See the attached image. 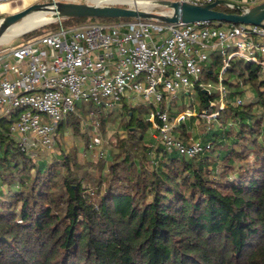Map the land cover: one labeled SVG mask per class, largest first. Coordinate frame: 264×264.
<instances>
[{
  "label": "trees",
  "instance_id": "1",
  "mask_svg": "<svg viewBox=\"0 0 264 264\" xmlns=\"http://www.w3.org/2000/svg\"><path fill=\"white\" fill-rule=\"evenodd\" d=\"M207 73L215 75L214 68ZM223 78L226 106L215 122L199 118L201 141L210 145L194 156L147 139L151 123L125 101L68 113L58 131L70 128L83 141L72 151L23 150L3 123L0 264H264V77L260 65L236 59ZM199 91L200 109L219 96ZM119 108L127 109L123 128H109ZM160 108L172 120L187 109ZM92 111L115 134V149L81 159L91 137L79 117ZM190 118L174 130L185 144Z\"/></svg>",
  "mask_w": 264,
  "mask_h": 264
},
{
  "label": "built area",
  "instance_id": "2",
  "mask_svg": "<svg viewBox=\"0 0 264 264\" xmlns=\"http://www.w3.org/2000/svg\"><path fill=\"white\" fill-rule=\"evenodd\" d=\"M15 1L0 0V4ZM179 1L207 4L216 0ZM263 1L225 0L223 5L248 9ZM86 2L139 6L125 0ZM214 51L220 53L222 63L218 84L202 80L204 72L211 70ZM236 59L254 62L264 72V25L217 26L210 21L167 23L145 18L75 27L61 24L56 31L36 34L0 51V131L3 123H10L8 132L21 149L54 150L59 125L78 101L93 99L96 106L110 109L139 96L151 102L147 119L157 135L155 142L194 156L210 144L201 140L185 144L174 129L193 115L208 121L218 119L227 102L223 74ZM195 89L208 94L218 91V100L210 99L208 108L181 110L173 120L168 109L160 108L164 90L176 95ZM242 99L238 97L237 104ZM24 109L28 111L20 114ZM14 116L17 119L12 121ZM89 147L96 148L95 143ZM99 156L105 157L102 150Z\"/></svg>",
  "mask_w": 264,
  "mask_h": 264
},
{
  "label": "rangeland",
  "instance_id": "3",
  "mask_svg": "<svg viewBox=\"0 0 264 264\" xmlns=\"http://www.w3.org/2000/svg\"><path fill=\"white\" fill-rule=\"evenodd\" d=\"M45 1H47V0H32L31 2H29L28 4L23 6L24 8L21 7L18 11L27 8L32 4L42 3ZM63 1L86 2V0H63ZM141 1H148L147 7L153 9L154 11H169L168 7L160 6V5H154L150 2L151 0H141ZM20 2H21V0H18L15 2H10V4L16 5V4H19ZM255 4H257V3H255ZM255 4H251V6H253ZM218 7L220 8V7H222V5H218L217 8ZM225 7H227V6H225ZM9 13L10 12H0V20ZM47 17H48V15H47ZM112 21H115V20H112ZM51 22H53V23H51ZM101 22H110V21L103 20V19L98 18V17H85L84 19H80V20L73 19V21L70 23L64 22L63 25L65 27H75V26H80V25H86V24H92V23H101ZM212 22H213L212 25H217V26H226L227 25L226 22H222V23H216L217 21H212ZM61 24H62L61 20H49L48 19V21L45 22L44 24H42L41 26L34 27L32 29H27L23 32H20L19 35L14 36L10 40L3 42V43H0V51L5 47H10L13 45H19L21 43H25L28 38L34 36V33H35V35L36 34L38 35V34H44V33L50 32V31H56L61 26ZM34 29H35V32L34 33L31 32ZM219 55L220 54L218 51H214L211 53L210 60H209V65L214 68L215 75H212L213 77L211 75H208V73H207L208 69H207L204 72V74L202 75V80L211 81L213 84H218L216 73L218 72V69L220 67L219 59H221V57ZM262 76L264 77V72H262ZM164 94H165V98L163 99L162 103H165L166 105H170V104H172V106L178 105L182 109H185V108L188 109V108H193V107H197L198 109H200V91H199V89L192 90V93H188L186 90H181V91H178L176 93V95L172 92H168V91L164 90ZM252 96H253L252 86L246 85L244 87V97L250 98ZM215 100H218V97H216ZM150 103L151 102L149 101V99L139 97V96L135 97V99L133 101H131L130 103L129 102L127 103V101H126L127 108L128 107H135L136 109H140V111L137 110V116H140L144 119H147V117L151 111L152 105ZM159 105H160V103H159ZM76 106H77L76 110L81 112V113H87L90 108L95 109V107H97L95 105V102L93 101V99H89V100L82 99V100L77 102ZM121 109L122 108H119L112 115V117H116L117 119L114 121V123L112 122L109 125V128L118 127V126L121 129L123 128V125H120V124H121V120L126 117L127 109H123V110H121ZM25 111H28V109H24L23 111H21L20 114H22ZM121 112H122V114H121ZM199 118L200 117L193 115V116H191L190 119H188L189 123L187 125V129L189 131L188 136H189L190 142L202 139L204 131L201 128L202 127L201 126L202 121ZM16 119H17V116H14L12 121H14ZM79 119H80V123H81V130L87 136L91 137L90 143H95V147H96L90 151L88 150L87 151L88 154H86V155L84 154V152H83V154L81 153L80 154L81 159H84V158L93 159V160L97 159L99 152L101 150L104 152L105 157H106V155L108 154L109 151L115 149V143H116L115 134L112 133L111 131H106L105 127L103 128L102 125L100 126V118L97 116V114H95L92 117L90 115V118L89 117L87 118L86 116H82V117H79ZM215 121H217V120L211 119V121H208V122H215ZM9 124L10 123H6V126L8 127ZM177 126L178 127L177 128L175 127L174 130H176V132L178 131L177 133H179L180 127H181V122L179 124H177ZM106 128H107V126H106ZM156 136L157 135H155L154 130L151 129L150 135L147 136V139H150V141H155ZM57 139H58V142L56 144L55 149L54 150H48L47 151L48 153L54 154L56 152L61 151L62 149H65V151H72V150H74V148H76V145H82L83 144V141H79V139H77V137H75L74 131L70 128L67 129L63 133L58 131Z\"/></svg>",
  "mask_w": 264,
  "mask_h": 264
},
{
  "label": "water",
  "instance_id": "4",
  "mask_svg": "<svg viewBox=\"0 0 264 264\" xmlns=\"http://www.w3.org/2000/svg\"><path fill=\"white\" fill-rule=\"evenodd\" d=\"M154 5L165 6L169 11H154L148 7L124 5H99L88 2L47 0L7 14L0 20V37L12 25L34 12H46L49 20H61L66 17H109V18H145L167 23L219 21L233 24L264 25V1L243 9L236 5L239 12H227L217 9L225 0H216L207 4H193L179 0H151Z\"/></svg>",
  "mask_w": 264,
  "mask_h": 264
},
{
  "label": "bare ground",
  "instance_id": "5",
  "mask_svg": "<svg viewBox=\"0 0 264 264\" xmlns=\"http://www.w3.org/2000/svg\"><path fill=\"white\" fill-rule=\"evenodd\" d=\"M31 1L32 0H21V2L16 5L10 4V2H3L0 4V12H10V13L16 12L21 7L25 6ZM125 1L139 6H147L148 4V1H141V0L137 2L135 0H125ZM48 19L49 18L47 17L46 12H34L24 17L21 21L12 25L2 34V36L0 37V43L10 40L14 36L19 35L20 32H23L27 29H32L34 27L41 26L42 24L47 22Z\"/></svg>",
  "mask_w": 264,
  "mask_h": 264
},
{
  "label": "crops",
  "instance_id": "6",
  "mask_svg": "<svg viewBox=\"0 0 264 264\" xmlns=\"http://www.w3.org/2000/svg\"><path fill=\"white\" fill-rule=\"evenodd\" d=\"M152 130H153V129H152ZM154 132H155V131H154ZM155 141H156V140H155ZM155 141H154V142H155Z\"/></svg>",
  "mask_w": 264,
  "mask_h": 264
}]
</instances>
